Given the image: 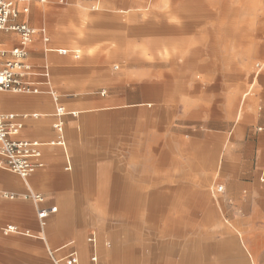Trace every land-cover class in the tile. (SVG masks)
I'll return each mask as SVG.
<instances>
[{
	"label": "crops",
	"instance_id": "crops-1",
	"mask_svg": "<svg viewBox=\"0 0 264 264\" xmlns=\"http://www.w3.org/2000/svg\"><path fill=\"white\" fill-rule=\"evenodd\" d=\"M131 3L34 0L29 13L19 16L18 22L45 29L48 41L36 36L27 61L35 72L48 67L50 77L47 84L39 76L27 78L39 84L36 94L0 92V114L20 117L23 128L16 139L39 143L42 163L26 181L0 167V193L14 196L0 195V264H53L48 251L56 258L75 251L78 264H89L93 254L101 264H264V179L257 173L264 156L259 152L262 129L247 120L229 126L220 115L219 129H204V141L194 146L195 158L187 159L192 166L180 172V162H186L180 159L179 141L149 145L142 138L146 125H133V113L143 118L156 113L142 101L159 86L140 88L139 102L129 103L139 107L134 111L116 106L110 92L117 78L118 66L111 65L116 40L126 59L130 31L161 30L154 24L132 30ZM93 4L102 6L101 17L92 14ZM218 35L223 38V31ZM139 40L143 46L142 35ZM16 45L15 34L0 33V49ZM59 49L67 53L60 55ZM81 50L84 59L78 61ZM235 79L242 89L247 76ZM101 85L109 87L106 96L98 92ZM263 101L257 112L249 101L246 117H258ZM58 107L77 115L57 116ZM164 125L163 132L174 127ZM213 134L219 140L207 138ZM59 139L62 145L55 142ZM208 148L212 154L213 148L220 150L218 172L196 167L208 159L202 150ZM52 207L55 212L41 224L37 211ZM8 226L17 232L5 235Z\"/></svg>",
	"mask_w": 264,
	"mask_h": 264
},
{
	"label": "rangeland",
	"instance_id": "rangeland-1",
	"mask_svg": "<svg viewBox=\"0 0 264 264\" xmlns=\"http://www.w3.org/2000/svg\"><path fill=\"white\" fill-rule=\"evenodd\" d=\"M188 8L199 11L194 14L184 11ZM227 8L233 12L228 13ZM93 9L92 14L101 17L102 6L93 4ZM129 14L132 30L149 24L159 25L161 30L148 29L142 34L130 31V41L126 38V42H130L131 52L126 53V59L116 40L115 61L111 65L118 66L117 78L110 92L116 96L117 107L134 111L139 107L129 103L139 102L135 98L140 88L159 86L158 92H149L142 101L152 104L144 108L157 109L156 113L148 118L132 115L133 125H146L142 138L149 145L166 139L179 141L180 159L186 162H180V172H186L192 166L187 159L195 158V143L204 141L205 128L219 129L222 114L229 126L247 120L256 130L262 129L264 135L263 108L260 106L258 117L255 114L246 117L249 101L255 105L256 112L263 101L264 0H132ZM221 31L223 38L218 35ZM139 35L144 38L143 46ZM84 54L81 50L78 61L84 59ZM250 54L253 56L249 59ZM240 74L247 76L242 89L235 84V77ZM108 88L101 85L99 94L105 92L106 96ZM224 88H228L227 92ZM164 124L174 127L163 132ZM229 137L225 135L223 139ZM153 138L158 139L157 143L152 142ZM207 138L219 140L215 134ZM219 151L213 148V154L207 152L208 159L196 167L218 172L222 159ZM259 152L264 154V146ZM197 158L202 159L198 155ZM263 170L264 156L257 165L259 179ZM28 200L32 201L31 198L24 201Z\"/></svg>",
	"mask_w": 264,
	"mask_h": 264
},
{
	"label": "built area",
	"instance_id": "built-area-1",
	"mask_svg": "<svg viewBox=\"0 0 264 264\" xmlns=\"http://www.w3.org/2000/svg\"><path fill=\"white\" fill-rule=\"evenodd\" d=\"M34 0H0V33H13L18 37V45L10 49H0V92H14L21 94H36L39 92V84L28 81L30 76H39L44 79L45 84L49 82L50 72L48 67L43 66L38 72H35L32 65L27 61L28 48L33 43L36 36H40L44 42L48 41L44 28L36 29L27 23L18 22L20 15L29 13V4ZM44 3L46 0H36ZM60 55L67 53L64 49L56 51ZM75 58H79L78 52H73ZM258 68L259 65H256ZM54 101L57 100L52 95ZM57 116L71 115L75 117L76 112H66L62 107L56 110ZM37 116V115H34ZM23 124L15 114H0V156L3 163L0 167L16 174L22 181L26 179L38 168L42 167L40 162L39 143L36 141L17 140ZM54 128L61 132V123H56ZM62 145V140L55 141ZM69 166H67L68 168ZM264 179V170L261 174V181ZM0 195H3L0 193ZM3 196L12 199L13 195ZM34 201L39 202V196L29 195ZM55 208L41 209L37 211V218L44 223L48 215L53 214ZM16 231L15 226H8L4 234ZM88 243L95 245L94 236L88 238ZM48 256L53 264H78V258L75 251L62 258H56L53 252L48 251ZM89 264H101L98 257L93 254L90 257Z\"/></svg>",
	"mask_w": 264,
	"mask_h": 264
},
{
	"label": "bare ground",
	"instance_id": "bare-ground-1",
	"mask_svg": "<svg viewBox=\"0 0 264 264\" xmlns=\"http://www.w3.org/2000/svg\"><path fill=\"white\" fill-rule=\"evenodd\" d=\"M15 232H17V230ZM15 232H13V233H15Z\"/></svg>",
	"mask_w": 264,
	"mask_h": 264
}]
</instances>
